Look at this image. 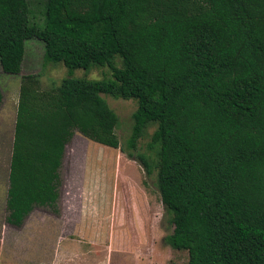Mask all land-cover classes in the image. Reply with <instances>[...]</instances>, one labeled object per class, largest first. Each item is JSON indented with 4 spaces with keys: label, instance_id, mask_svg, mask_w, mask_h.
Masks as SVG:
<instances>
[{
    "label": "trees",
    "instance_id": "16d2710c",
    "mask_svg": "<svg viewBox=\"0 0 264 264\" xmlns=\"http://www.w3.org/2000/svg\"><path fill=\"white\" fill-rule=\"evenodd\" d=\"M0 0V62L22 72L27 43L69 76L43 89L22 78L7 222L59 214L61 169L78 133L157 173L189 264H264V0ZM109 68L111 78L76 79ZM104 95L135 100L125 148ZM0 88V108L3 104ZM151 127L147 153H137Z\"/></svg>",
    "mask_w": 264,
    "mask_h": 264
},
{
    "label": "rangeland",
    "instance_id": "374dc122",
    "mask_svg": "<svg viewBox=\"0 0 264 264\" xmlns=\"http://www.w3.org/2000/svg\"><path fill=\"white\" fill-rule=\"evenodd\" d=\"M37 21L42 19L41 0H30ZM44 44L27 43L22 72H4L0 62V264H36L51 258L59 244V264H189L187 251H177L164 239L173 227L165 213L156 186L157 173L147 176L138 160L121 149L96 144L76 134L67 146L61 169L59 214L50 208H36L23 227L7 222V198L15 126L22 78L40 75L43 89L59 86L68 77L63 64H46ZM76 79L111 78L109 68L90 72L76 70ZM119 116L117 134L123 148L133 127L135 100L104 95ZM156 127L139 142L137 153H147Z\"/></svg>",
    "mask_w": 264,
    "mask_h": 264
},
{
    "label": "crops",
    "instance_id": "0c3cea01",
    "mask_svg": "<svg viewBox=\"0 0 264 264\" xmlns=\"http://www.w3.org/2000/svg\"><path fill=\"white\" fill-rule=\"evenodd\" d=\"M51 248V258L47 259V256L44 258H39L38 263L36 264H59V244L53 245Z\"/></svg>",
    "mask_w": 264,
    "mask_h": 264
}]
</instances>
